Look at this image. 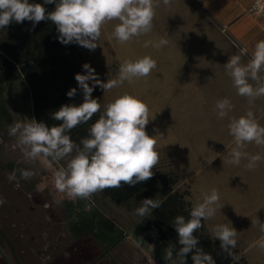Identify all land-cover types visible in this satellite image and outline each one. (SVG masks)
I'll return each instance as SVG.
<instances>
[{"label": "clouds", "instance_id": "clouds-1", "mask_svg": "<svg viewBox=\"0 0 264 264\" xmlns=\"http://www.w3.org/2000/svg\"><path fill=\"white\" fill-rule=\"evenodd\" d=\"M172 0H163L165 6H171ZM54 4L52 11H47L44 5ZM159 0H44L41 3H30L29 0H0V29L6 28L12 22H32L33 28L41 21H51L57 29V39L68 45L78 44L88 50H95L101 36L102 27L116 20L112 36L120 44H125L135 37L148 34L153 29V20ZM256 8L260 7L257 0ZM161 37L157 42H145L160 49L168 44ZM249 55L245 47L239 48V54L229 57L224 68L231 78L237 94L248 99L249 104L264 97V40L255 44L247 63L242 57ZM85 74H75L78 87L82 90L83 103L64 104L52 113V119L60 121L56 126L49 127L45 122L36 119L18 121L9 126L8 134L16 137L26 161L42 164L52 168L66 160V166H61L53 173L56 191L71 200L91 199L97 192L109 188H120L124 185L135 186L146 182L154 176L153 169L159 163V153L156 150L157 139L161 135L150 136L146 126L150 122V110L139 98L124 93L107 103L99 118L88 129V136L77 145L68 134L80 124L87 123L94 114L101 112L98 99L92 97L94 88L99 86L104 92L121 86L125 81L132 83L134 79L147 78L157 67V62L151 56H143L136 60H125L119 67L118 75L102 81L90 64H83ZM89 81L92 85H89ZM77 94V88H71L66 95L69 98ZM233 104L228 98L218 100L215 104L217 116L220 119L229 117ZM229 135L233 137L235 146L231 149L226 162L239 165L242 159H247L245 167L254 170L262 160L261 155H249L243 149L246 144L255 143L264 147V126H261L252 111L240 117H230ZM75 152V155L73 153ZM71 157L70 159H68ZM21 179H31L34 173L30 170H20ZM15 179V171L9 176ZM19 182H17V187ZM202 202L193 206L190 218L176 216L174 228L181 245L173 261V252L165 251L164 259L173 264H186V257L191 253L193 264H216L211 254L198 247L200 241L194 235L203 227L202 220L213 218L220 205V195L213 188L210 193L202 192ZM6 202L0 196V206ZM56 203H60L59 200ZM161 206L158 198H145L134 210L139 217L149 216L154 209ZM252 226L258 227L264 233V222L258 217L252 220ZM215 239L219 240L221 250L233 261L240 257L232 250L237 244L238 231L227 224H217L212 229ZM258 246L264 249V237L250 247Z\"/></svg>", "mask_w": 264, "mask_h": 264}, {"label": "crops", "instance_id": "crops-1", "mask_svg": "<svg viewBox=\"0 0 264 264\" xmlns=\"http://www.w3.org/2000/svg\"><path fill=\"white\" fill-rule=\"evenodd\" d=\"M254 0H201L208 17L199 28L192 27L183 34V43H173L160 49L142 47L141 54L131 60L151 56L157 62L147 78L125 81V93L145 102L150 110L146 131L156 137V150L166 155L171 167L189 192L191 207L202 202V192L213 188L220 195L215 216L204 220L206 232L213 235L217 224L233 226L237 231L236 247L247 264V246L264 237L252 220L264 222V147L246 144L243 151L259 154L262 160L254 170H248L247 159L239 165H230L229 153L235 146L229 135L230 117L254 113L264 126V97L249 104L237 94L224 64L245 47L249 55L255 44L264 40V16L245 14ZM215 21L218 32L212 28ZM215 39V40H214ZM228 98L233 104L229 117L220 119L215 110L218 100ZM260 252L261 249L259 250Z\"/></svg>", "mask_w": 264, "mask_h": 264}, {"label": "trees", "instance_id": "trees-1", "mask_svg": "<svg viewBox=\"0 0 264 264\" xmlns=\"http://www.w3.org/2000/svg\"><path fill=\"white\" fill-rule=\"evenodd\" d=\"M29 2L43 4L44 0ZM44 7L47 11H52L55 5L46 4ZM19 26L23 30L19 36H11L0 43V122L5 126L11 125L14 115L20 114L29 100L34 119L45 122L49 127L59 125L60 121L51 118L53 112L64 104L83 103L82 90L74 78L77 73L85 74L82 67L85 64L83 47L75 43H60L56 26L51 21H41L34 28L30 21H24ZM19 81L22 88H19ZM89 85H92L91 81ZM71 88H77V94L69 98L66 93ZM100 89L99 86L94 88L93 98H98ZM102 112L103 110L94 114L87 123L72 129L68 133L72 141L80 145V141L88 136V129ZM153 172L154 176L146 182L131 187L124 185L109 188L100 193L116 204L132 206L133 213L143 199H160L161 206L149 216L140 217L138 226L147 241H158L164 248H171L176 260L181 245L173 226L174 219L180 215L186 220L190 218L192 207L187 200L189 192L187 189L183 192L173 189V185L179 181L175 172L174 175L170 171L160 173L153 169ZM67 205L73 215L75 206L72 202ZM75 214L79 221L77 229L81 234L96 238V244L102 252H108L119 243L122 231L98 209ZM202 224L203 227L194 233L200 241L198 247L211 254L216 264H247L237 247L232 251L240 257L239 261H233L227 256L221 250L219 240L206 232L204 220ZM191 255L190 253L186 257V264H193Z\"/></svg>", "mask_w": 264, "mask_h": 264}, {"label": "rangeland", "instance_id": "rangeland-1", "mask_svg": "<svg viewBox=\"0 0 264 264\" xmlns=\"http://www.w3.org/2000/svg\"><path fill=\"white\" fill-rule=\"evenodd\" d=\"M155 11L153 29L150 33L135 37L125 44H120L112 36L114 26L119 23L113 20L102 27L98 46L95 50H88L83 47L85 63L90 64L95 69L96 74L102 81L106 82L109 76L115 78L118 75L120 65L125 60L130 59L133 55L141 54L142 47H145V42H157L159 38L163 37L168 40V44L183 43L185 40L183 34L185 32H188L192 27L199 28L202 23H205V19L209 22L208 17L204 14L207 10L201 0H172L170 7L165 6L163 0H159V7ZM19 24L12 22L6 28L0 29V43L11 36H19L23 31ZM212 28L215 36V32L219 30L215 21H213ZM149 46L152 47L151 44ZM19 85V88H22L21 81H19ZM124 93L125 82L108 92L100 89L97 99L101 104V110H104L107 103ZM32 118L30 101L28 100L23 111L15 115L14 123ZM12 145L16 146L17 150L12 155L19 156L24 160L25 158L20 146L17 144L16 137L12 139L10 146ZM73 155H75V152ZM159 157V163L154 170L160 173L170 171L174 175L169 158L164 154H159ZM30 163L34 166L38 179L49 172H51L53 177L55 170L61 166H66V160L60 161L59 164L54 163L52 168L47 167L40 161ZM173 189L183 192L186 190V186L179 180L177 184L173 185ZM59 196L58 193H55L54 201H60ZM76 201L81 203V208L86 204H90L91 210L98 209L105 218L112 221L122 231L119 243L109 249L108 259L112 257L117 264H173V261H175L174 255L173 261H166L163 258L165 251L169 248H164L158 241L149 242L146 240L138 226L141 218L133 214L132 206L116 204L100 192L94 194L91 199H76ZM250 245L253 244L247 243L243 245L247 246L246 257L250 263L264 264V249L258 246L250 247ZM260 249L262 252L259 251Z\"/></svg>", "mask_w": 264, "mask_h": 264}, {"label": "flooded vegetation", "instance_id": "flooded-vegetation-1", "mask_svg": "<svg viewBox=\"0 0 264 264\" xmlns=\"http://www.w3.org/2000/svg\"><path fill=\"white\" fill-rule=\"evenodd\" d=\"M9 126L0 122V196L6 200L0 206V264H117L100 250L96 238L77 229L75 213L93 209L85 212L80 202L59 194L51 172L38 179L30 162L12 155L17 150L10 146L15 137L8 134ZM21 169L32 171L33 177L21 179ZM55 193L60 203L54 201ZM68 202L75 206L73 215Z\"/></svg>", "mask_w": 264, "mask_h": 264}, {"label": "built area", "instance_id": "built-area-1", "mask_svg": "<svg viewBox=\"0 0 264 264\" xmlns=\"http://www.w3.org/2000/svg\"><path fill=\"white\" fill-rule=\"evenodd\" d=\"M257 5V0H254L245 10V14L247 15H254L257 17H262L264 16V11H260L259 8H256L255 6ZM260 7L264 8V0H260ZM1 64V62H0ZM91 208L90 204H86L83 207V210L87 211Z\"/></svg>", "mask_w": 264, "mask_h": 264}]
</instances>
